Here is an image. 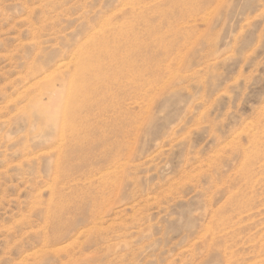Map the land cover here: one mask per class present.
<instances>
[{
  "label": "rangeland",
  "instance_id": "obj_1",
  "mask_svg": "<svg viewBox=\"0 0 264 264\" xmlns=\"http://www.w3.org/2000/svg\"><path fill=\"white\" fill-rule=\"evenodd\" d=\"M0 264H264V0H0Z\"/></svg>",
  "mask_w": 264,
  "mask_h": 264
},
{
  "label": "bare ground",
  "instance_id": "obj_2",
  "mask_svg": "<svg viewBox=\"0 0 264 264\" xmlns=\"http://www.w3.org/2000/svg\"><path fill=\"white\" fill-rule=\"evenodd\" d=\"M75 57H76V56H75ZM75 57H73V59H74ZM74 60H76V59H74ZM74 60H73V61H74ZM74 64H75V63H74ZM77 67H78V66H77ZM74 70H75V69H74ZM70 76H71V75H69V77H70ZM79 76H80V75H79ZM69 77H68V78H69ZM77 80H78V79H77ZM63 81H64V80H63ZM73 83H74V82H73ZM66 85H67V84H66ZM39 86H40V85H39ZM48 86H49V85H48ZM48 86H47V87H48ZM65 87H67V86H65ZM68 87H69V86H68ZM45 89H46V88H45ZM74 89H75V86H74ZM76 89H77V88H76ZM71 93H72V92H71ZM72 95H73V94H72ZM55 97H56V96H55ZM72 97H73V96H71V98H72ZM74 97H75V95H74ZM73 99H75V98H73ZM66 100H67V99H66ZM62 101H63V100H62ZM68 103H69V102H68ZM65 105H66V104H65ZM63 107H64V106H63ZM70 108H71V107H70ZM92 109H93V107H92ZM62 111H63V110H62ZM75 112H76V111H75ZM64 113H65V112H64ZM64 113H63V112L61 113L62 116L64 115ZM71 113H72V112H71ZM75 114H76V113H75ZM41 116H42V115H41ZM64 116H65V115H64ZM64 116H63V117H64ZM66 116H67V115H66ZM66 116H65V117H66ZM69 116H70V115H69ZM138 117H139V116H138ZM74 118H75V116H74ZM136 118H137V117H136ZM62 119H63V118H62ZM64 119H65V118H64ZM134 119H135V118H134ZM60 125H61V123H54V127H55V129L57 130V133H58V132H59V133L61 132V126H60ZM73 125H74V124H73ZM93 128H94V127H93ZM58 130H59V131H58ZM65 130H66V129H65ZM59 135H60V134H59ZM53 144H54V143H53ZM31 150H32V149H31ZM57 152H58V151H57ZM120 167H121V166H120ZM120 167H119V168H120ZM114 179H115V178H114ZM117 192H118V191H117ZM61 233H62V232H61Z\"/></svg>",
  "mask_w": 264,
  "mask_h": 264
}]
</instances>
